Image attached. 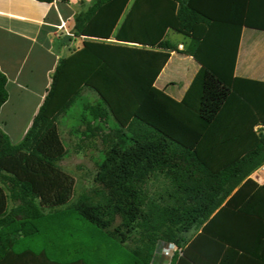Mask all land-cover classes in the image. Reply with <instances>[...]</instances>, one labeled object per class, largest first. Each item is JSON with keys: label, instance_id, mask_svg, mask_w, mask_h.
Returning <instances> with one entry per match:
<instances>
[{"label": "trees", "instance_id": "trees-1", "mask_svg": "<svg viewBox=\"0 0 264 264\" xmlns=\"http://www.w3.org/2000/svg\"><path fill=\"white\" fill-rule=\"evenodd\" d=\"M92 1L75 20L74 35L85 38L84 46L60 62L24 141L13 144L0 127V174L44 207L67 204L73 182L57 167L67 153L58 120L90 88L131 135L118 133L109 142L97 176L104 201L74 210L103 230L118 218L139 220L145 249L134 255L147 264L171 244L183 250L171 264H264L263 217L253 231L262 233L257 241L218 228L251 217L236 212L243 195H264L250 179L264 165V135L255 130L264 125V81L235 75L241 33L251 26L246 0ZM170 31L191 40L184 54L199 66L178 102L157 87L172 54L180 53ZM7 84L0 70V111L9 100ZM159 178L170 186L160 200L144 190ZM13 222L10 195L0 185V230ZM15 243L0 237V264H65L46 251L19 252Z\"/></svg>", "mask_w": 264, "mask_h": 264}, {"label": "crops", "instance_id": "crops-1", "mask_svg": "<svg viewBox=\"0 0 264 264\" xmlns=\"http://www.w3.org/2000/svg\"><path fill=\"white\" fill-rule=\"evenodd\" d=\"M247 1L251 26L244 27L241 33L235 75L264 81V0ZM92 5V0H56L53 3L0 0V70L7 77L9 93V100L0 111V127L13 144L21 143L31 129L60 62L83 48L85 38L74 35L75 20ZM63 23L65 29L59 30ZM190 43L189 38L185 43H175L180 53L172 54L157 81V87L177 102L199 70L193 58L184 54ZM7 110L10 113L5 116ZM250 179L258 187H264L261 168ZM252 188L250 190H254ZM250 192L237 201L236 212L245 210L251 217L241 215L232 226L223 229L218 225V228L233 232L241 239L251 237L257 241L262 233L253 231L257 229L256 222H260L258 217L264 219V195L251 198L256 191Z\"/></svg>", "mask_w": 264, "mask_h": 264}, {"label": "rangeland", "instance_id": "rangeland-1", "mask_svg": "<svg viewBox=\"0 0 264 264\" xmlns=\"http://www.w3.org/2000/svg\"><path fill=\"white\" fill-rule=\"evenodd\" d=\"M168 39L175 43L187 41L186 37L172 31L168 33ZM104 112L105 117L102 116ZM9 113L7 110L5 116ZM58 124L67 153L57 167L72 179L73 194L63 206L44 207L39 198L22 189L10 175L0 174V185L10 195V217L14 221L0 230L1 239H14L19 252L27 249L46 251L52 260L65 264L78 261L83 264H147L146 257L138 259L134 255L145 249L139 220L128 224L129 221L118 218L112 228L103 230L74 210L82 202L98 204L104 201L107 192L97 182V176L106 159L109 142L118 133L131 134L124 131L109 113L101 96L90 88L83 89L80 98L59 118ZM169 188L168 182L159 178L149 182L144 190L149 197L160 200L166 197ZM23 223L33 225L25 229L21 226ZM34 227L37 232L33 231ZM23 233L35 234L27 237ZM163 249L157 251L151 264H169Z\"/></svg>", "mask_w": 264, "mask_h": 264}, {"label": "built area", "instance_id": "built-area-1", "mask_svg": "<svg viewBox=\"0 0 264 264\" xmlns=\"http://www.w3.org/2000/svg\"><path fill=\"white\" fill-rule=\"evenodd\" d=\"M65 23H63L60 27H59V30H63L65 29ZM73 36V34H70ZM180 49L183 50V46H180ZM256 132H258L259 134H262L264 135V125H258L256 128H255ZM261 171H264V165L261 167ZM163 252H164V258L165 259H169L170 262L169 264H171L172 262V259L174 258V256L176 254H179L180 256H182L183 254V250L182 249H179L177 246L171 244L169 245L168 247H165L163 249Z\"/></svg>", "mask_w": 264, "mask_h": 264}, {"label": "water", "instance_id": "water-1", "mask_svg": "<svg viewBox=\"0 0 264 264\" xmlns=\"http://www.w3.org/2000/svg\"><path fill=\"white\" fill-rule=\"evenodd\" d=\"M66 38H67V39H69V38H70V36H67Z\"/></svg>", "mask_w": 264, "mask_h": 264}]
</instances>
